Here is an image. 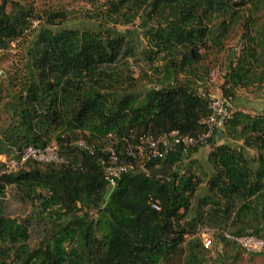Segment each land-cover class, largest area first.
<instances>
[{
	"label": "trees",
	"instance_id": "obj_1",
	"mask_svg": "<svg viewBox=\"0 0 264 264\" xmlns=\"http://www.w3.org/2000/svg\"><path fill=\"white\" fill-rule=\"evenodd\" d=\"M131 2L142 9L143 26L153 18L158 22L151 30L152 52L166 49L173 55L162 69L157 67L161 86L145 92L122 90L135 81L128 73L130 60L142 54L134 41H126L114 27L103 30L101 22L98 30L58 27L67 13L45 11V24L28 52L25 88L12 104L14 123L0 136V156L57 142L67 162L29 160L12 173H2L0 163V189L27 188L56 216L42 240L30 247L29 222L7 217L0 200V254H13L10 262L0 259V264H206L202 255L210 248L199 236L206 227L218 228L215 238L225 248L236 249L234 259L239 249L264 255L247 251L221 232L264 240V115L232 112L224 132L235 144L216 145L221 135L209 139L212 170L203 194L201 179L180 171L184 157L179 150L148 162L147 172L124 174L112 191L97 161L108 133L159 135L178 129L195 135L206 130L207 101L176 75L184 65L200 62L199 50L209 36L218 41L205 21L229 18L230 29L243 12L262 11L256 37L245 32L250 44L226 75L231 88L261 80L264 0H105L115 22L127 16L124 10ZM36 15L30 4L1 0L0 46L19 39ZM222 27L227 29L224 21ZM181 47L187 51L180 58L176 54ZM224 92L233 97L228 88ZM80 139L96 145V154L81 149L76 143ZM202 146L191 148L190 155ZM37 188L47 195L41 196ZM152 201L160 208L152 207ZM222 254L212 264L223 262Z\"/></svg>",
	"mask_w": 264,
	"mask_h": 264
},
{
	"label": "rangeland",
	"instance_id": "obj_2",
	"mask_svg": "<svg viewBox=\"0 0 264 264\" xmlns=\"http://www.w3.org/2000/svg\"><path fill=\"white\" fill-rule=\"evenodd\" d=\"M21 3L30 4L34 7L37 15L32 17V23L16 43L8 42L0 51V136L8 127L14 123L13 102L21 91L24 90L29 64V49L38 33L39 28L45 24V11L66 12L68 19L61 25L85 30L93 28L98 30V23H102L104 29L113 28L120 33L126 41L135 42L138 46V58L130 60V71L135 81L130 82L129 86L124 87L123 91L128 92H145L154 86H161L157 80L159 73L156 72L157 67L162 69L164 62L173 57L169 51L164 49L160 54L153 51L154 42L152 41V33L157 27V20L153 18L150 22H146L143 26L142 9L137 8L138 4L131 2L129 8H125L126 17H122L117 22L112 19L114 15L109 10V5L105 4V0H100L93 4L87 0H16ZM1 2V0H0ZM145 6V3H139ZM11 4H9V9ZM136 9H139L138 12ZM262 11L254 14L247 11L238 17L236 23L229 29L231 19L225 17H215L211 21H205V24L214 30V34L218 35V41L215 35L208 39L207 46H201L199 53L201 60L198 63L186 64L177 72V80L180 83H190L198 93L206 94H225L224 88H228L234 97L232 111H244L252 116L264 115V77L256 80L254 84L249 86H230L226 75L230 70V66L235 65L237 58L240 56L244 48L249 45L250 41L244 36L256 37V30L260 26ZM223 21L227 26L224 31L222 27ZM60 22V20H59ZM103 35H107L102 31ZM187 51L181 47L176 54L180 58ZM151 55L152 60L148 59ZM258 72V71H257ZM122 94L123 92H118ZM84 137V136H81ZM85 138V137H84ZM86 140V139H84ZM224 142H235L226 135V132L219 136L215 144L219 145ZM242 143V141H238ZM213 149V145L208 144L200 147L196 153L186 157L181 163V172L187 171L195 173L201 179L199 193L203 194L206 189L208 179L211 175V162L209 161V153ZM250 153L257 154L255 150ZM14 153L6 156V159L12 157ZM2 159V158H1ZM37 193L46 196L47 193L37 188ZM36 193H29L27 188H16L14 185H5L4 189H0V200L3 201V213L7 217L16 218L18 221H28L30 236L28 243L30 247H34L39 243L44 235V229L51 223L56 221L54 209L46 210L41 204L39 198H35ZM53 211V212H52ZM93 217H98V213L92 212ZM39 218H43L40 220ZM218 230L216 227H212ZM221 231V230H219ZM238 248V247H237ZM234 249V248H233ZM224 247L220 244L218 238L214 239V243L210 250H206L202 255V259L206 264H212L219 253L223 252V262L219 264H264V255H252L242 249H239L237 259L236 249ZM238 251V250H237ZM12 253V252H10ZM13 254H0V259L7 262L12 260Z\"/></svg>",
	"mask_w": 264,
	"mask_h": 264
},
{
	"label": "built area",
	"instance_id": "obj_3",
	"mask_svg": "<svg viewBox=\"0 0 264 264\" xmlns=\"http://www.w3.org/2000/svg\"><path fill=\"white\" fill-rule=\"evenodd\" d=\"M17 41L18 38L12 40V43ZM2 49L0 46V51ZM199 94L207 101L210 108V114L203 120L207 128L202 133L192 135L175 129L159 135L148 132L139 136L130 133L120 137L114 133H108L102 138L103 144L97 161L104 170V176L111 187V191L114 190L118 180L124 174L136 170L147 172L148 162L164 159L177 150L184 158L189 157L191 148L206 145L209 143V139H215L224 132L226 123L233 112V97L224 94ZM76 143L90 154L94 155L97 152L96 145H92L84 139H80ZM29 160L43 163L67 162L57 142H52L46 147L29 145L22 150H15L12 157L8 159L6 156H0L1 172H17ZM152 207L159 209V202L152 201ZM217 232L218 230L211 227L199 231V236L206 248H211ZM221 232L226 238L238 242L247 251L264 252V240L260 238L252 235H235L229 231Z\"/></svg>",
	"mask_w": 264,
	"mask_h": 264
}]
</instances>
